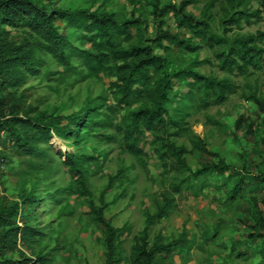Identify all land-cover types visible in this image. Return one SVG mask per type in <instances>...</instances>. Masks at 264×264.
<instances>
[{"label": "rangeland", "instance_id": "374dc122", "mask_svg": "<svg viewBox=\"0 0 264 264\" xmlns=\"http://www.w3.org/2000/svg\"><path fill=\"white\" fill-rule=\"evenodd\" d=\"M45 2L46 0H39ZM152 0H52L62 7H88L112 10L117 20L129 16L137 18L130 26V42L151 43L150 38L159 29L175 33L189 44H200L197 49L179 48L173 42L162 40L153 45V51L165 58V65L154 77L172 68L194 62L200 73L217 78L226 77L232 89L218 103L202 104L191 78H172L169 100L164 106L167 115L180 124L143 130L136 140L140 151H128L121 138L128 112L136 108L141 99L128 103L119 99V92L109 87L112 78L87 58L84 52L92 51L87 35L79 27L57 20V26L71 46L66 47L70 65L64 67L47 52L38 53L34 64L36 74L23 71V79L15 87L18 102L23 107L35 106L38 110L58 113H81L88 110V125L76 136H63L51 132L38 142L39 154L21 153L6 140L0 141V204L16 202L17 214L9 219L25 222L40 235L15 248L4 249L2 256L15 259L47 253V264H103V228L95 221L88 203L102 205L104 218L114 226H121L117 237L118 261L129 264L130 244L133 235L143 225L146 214L161 206L163 198H171L167 213L153 219L147 229L148 240L158 232L163 240L184 233L183 239L157 260L163 264H264L260 238L250 232H263L253 224L251 192L241 187L233 199L225 196L231 186L224 175L205 174L192 177L188 173L214 157L192 146L195 137L201 138L206 148L216 151L231 163L237 174L264 176V116L251 101L250 94L264 96V68H247L238 72L220 68L213 56L216 46L202 43L195 32L177 24L171 11L153 14ZM179 0H158L177 3ZM259 8L258 19L250 17L238 25H225L234 9ZM195 19L205 21L211 35L227 42L236 35L264 30V7L256 0H191L185 6ZM162 22V23H161ZM17 31V30H14ZM262 44V43H261ZM79 49V51H78ZM82 50V51H80ZM246 117L238 129L233 120ZM251 121V131H246ZM178 126V125H177ZM14 130L19 131L17 126ZM6 131H3L5 134ZM162 139L185 147V162L189 168L179 166L172 156L162 153ZM73 153L81 169L86 191L74 183L62 162V153ZM180 186L176 191L174 186ZM264 189V180L259 183ZM29 194L35 198L29 203L19 198ZM262 191L255 190L256 206L264 217ZM255 225V224H254Z\"/></svg>", "mask_w": 264, "mask_h": 264}, {"label": "trees", "instance_id": "16d2710c", "mask_svg": "<svg viewBox=\"0 0 264 264\" xmlns=\"http://www.w3.org/2000/svg\"><path fill=\"white\" fill-rule=\"evenodd\" d=\"M238 1L241 3L243 0ZM256 1L258 5L264 7V0ZM190 2L191 0H179L177 3L167 2L158 6V0H152L151 11L158 16L171 11L177 17L178 25L195 32L203 44L209 47L216 46L213 56L220 68L227 71L235 68L240 73L248 67L253 70L264 68V30L236 35L229 42L222 38L216 39L211 35L205 21L195 19L185 10V6ZM259 15L262 14L257 7L251 10L242 7L232 10L227 18L221 19V22L225 25H238L241 20L248 22L250 17L258 19ZM57 20H64L69 26H77L86 33L92 51L84 54L112 77L109 80V87L119 92L120 101L128 103L133 98L142 100L136 108L128 112V119L121 130L124 147L132 153L140 151L136 140L143 130L166 127L167 123L175 126L173 133H178L180 130V124L167 115L164 106L169 100L168 91L172 78H191L195 83L197 98L202 104L221 102L232 89V84L226 77L217 78L200 73L193 68L194 62L174 67L169 72L154 77L152 70L156 71L163 67L166 61L164 56L153 51L152 43L162 45L161 41L166 40L188 50L200 46V44H189L166 29L157 30L150 38L151 43H133L129 41L130 26L137 21V18L131 16L117 20L112 10L62 7L52 3V0L45 2L0 0V141L6 140L21 153L39 154L38 142L44 140L51 132L63 136H76L79 129L88 125L86 122L88 110L63 114L38 110L35 106L23 107L18 102L21 93L15 94V87L23 79V71L30 74L39 72L34 60L38 59V53L41 51L47 52L64 67L70 65L66 47L76 48L71 46L67 37L59 31ZM249 98L264 116V96L250 94ZM244 120L246 117L242 115L234 118V129L240 128ZM14 126L20 130H14ZM3 131H6L5 134ZM246 131H251V121L247 122ZM159 145L162 153L172 156L179 166L189 170L185 162L186 149L183 145L174 144L166 139L160 140ZM192 146L212 155L214 160L205 161L193 170H189L190 176L197 177L209 173L227 176L230 178L231 186L225 191V196L229 199H233L241 187L247 186L252 193L251 203L255 221L250 226L258 225L264 228V217L256 206L254 196L255 190H261L263 193L261 200L264 202V189L258 186L260 181L264 180V176L237 174L234 166L226 162L216 151L206 148L201 138L195 137ZM62 156V162L75 185L85 192L84 176L75 155L64 152ZM3 161V157L0 156L1 166L4 164ZM174 189L178 191L180 186L175 185ZM19 198L29 203L35 201V198L29 194H20ZM171 205V198H163L161 206L145 215L142 227L132 237L129 264H163L157 259L183 239V232L166 241L156 232L152 239L148 240L149 224L153 219L165 215ZM88 207L95 221L103 228V264H116L119 244L117 237L122 231L121 226H114L104 218L102 205L95 206L89 202ZM16 214V202H10L8 205L0 204V264H47L50 260L47 253L21 255L15 259L2 256L4 249L15 248L18 243H26L40 235V232L29 224L15 223L9 219L11 215ZM250 235L260 238L263 244L260 251L264 256V233L250 232Z\"/></svg>", "mask_w": 264, "mask_h": 264}, {"label": "built area", "instance_id": "2783aa9c", "mask_svg": "<svg viewBox=\"0 0 264 264\" xmlns=\"http://www.w3.org/2000/svg\"><path fill=\"white\" fill-rule=\"evenodd\" d=\"M1 166V165H0Z\"/></svg>", "mask_w": 264, "mask_h": 264}]
</instances>
